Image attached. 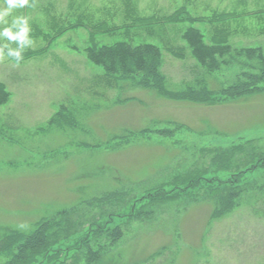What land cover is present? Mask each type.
Segmentation results:
<instances>
[{"label":"rangeland","instance_id":"obj_1","mask_svg":"<svg viewBox=\"0 0 264 264\" xmlns=\"http://www.w3.org/2000/svg\"><path fill=\"white\" fill-rule=\"evenodd\" d=\"M6 7L0 2V11ZM13 16L28 17L31 31L23 43L0 37L5 53V44L25 48L19 64L0 59V80L11 93L0 107V226H27L81 199L71 215L82 222L78 240L90 239L93 251L101 246L93 236L105 211L115 212L111 231L121 233L106 242L93 264H264V200L254 209L243 196L229 214L212 216L213 195H188L172 184L206 164L205 148L255 139L264 150V92L207 105L130 83L120 87L83 51L117 41L151 42L162 50L168 85L227 88L244 69V58L233 57L209 72L182 35L193 25L208 43L264 49V0H30L5 17L7 23L0 21V31ZM82 104L88 111L76 109L81 114L73 120L51 123L62 106ZM108 189L126 192L119 197L131 198L132 215L123 204L116 208L122 203L117 196H102ZM158 192L154 212L139 209L137 199ZM94 197L98 200L88 204ZM99 233V240L107 235ZM76 237L68 243L71 250L57 255L59 262L66 257L70 262L82 250L78 264L86 263L88 246L82 241L80 249ZM163 246L164 253L145 261Z\"/></svg>","mask_w":264,"mask_h":264},{"label":"trees","instance_id":"obj_2","mask_svg":"<svg viewBox=\"0 0 264 264\" xmlns=\"http://www.w3.org/2000/svg\"><path fill=\"white\" fill-rule=\"evenodd\" d=\"M182 38L190 47L195 60L207 71H217L222 64H229V60H232L233 57L235 59L244 58L245 61L242 62L244 69L236 75V78L232 81L233 83L227 88L212 90L205 85L196 88L192 84H185V87L182 88H173L171 84L165 83V76L162 73V50L154 43L141 42L133 44L127 41H117L101 46L90 45L85 47L83 51L88 60L102 67L105 74L114 79L120 87H122V83H130V87L158 92L171 98L208 103L207 105L222 103L218 101L224 100H239L244 96L264 92V49L262 46L235 47L230 43H208L205 41L201 29L193 25L185 29ZM10 96L11 93L6 83L0 80V107L9 101ZM81 106L82 108H80ZM81 106H62L60 111L51 118V123L62 125L65 121L73 120L81 114L76 109L88 111L87 105L82 104ZM123 137L121 136V138ZM204 157L206 164L202 168L195 165L184 174L176 177L172 182L173 187L178 186V192L187 193L188 195L197 193L200 195L207 193H209V196L213 195L214 209L212 216L229 214L239 205L243 196L246 198L247 204L254 209H258L256 207L257 202L264 200V150L260 143L258 144V140L251 139L246 142L232 144L226 148H205L202 151L201 159ZM224 171L230 177L222 180L218 175ZM256 173H260V178L255 177ZM204 181L208 183L205 184ZM200 183L205 184L201 187V191L192 192ZM180 184H183V187H179ZM170 190H173V188L171 187ZM124 194H126L125 191L120 193L117 189H108L103 192L102 196H105V198L117 196L122 203L116 208L119 209L123 204L122 209L129 208L132 215V210L135 208L130 206L129 200L131 198L125 197L122 200L119 197ZM179 194L176 193L175 196L179 197ZM156 195L155 197H144L143 200L137 199V201H140L139 209L148 208V213L154 212L152 209L153 202L158 200L161 192L156 193ZM95 200L98 199L92 198L88 201V204ZM77 201V203L65 206L54 213L41 215L27 226L1 225L0 264H78L77 254L82 250L72 254V257H69L70 262L66 260L67 257L59 262L60 257L57 256L63 252L65 247L67 250L68 248L71 250L72 245L68 244L70 238L76 237L78 227H83L82 222L71 218L72 214L78 212L79 204L84 202L81 199ZM110 213L101 212L99 216L101 222L98 223L99 229L93 237L97 239V242L102 241V243L96 251L91 250L90 239L87 243L86 237H81V240H78V237L74 239L76 244H80V249L83 248L82 244L88 246L85 264H93L99 261L102 258L100 252L104 249L106 242L111 238H113L112 241H115L116 237L121 234L111 231L110 226H112L115 212H112V215ZM141 213L142 211H138L137 214ZM95 215L97 216V213L87 216V219H92ZM108 215H110L109 218ZM121 216L122 219H126L130 215ZM99 232L107 234L104 235L103 240H99L101 238ZM160 252H165V246L161 247L159 252L150 254L145 261L154 260ZM82 259L83 257L80 260ZM75 261L77 262L74 263Z\"/></svg>","mask_w":264,"mask_h":264},{"label":"clouds","instance_id":"obj_3","mask_svg":"<svg viewBox=\"0 0 264 264\" xmlns=\"http://www.w3.org/2000/svg\"><path fill=\"white\" fill-rule=\"evenodd\" d=\"M2 3H6L7 7L0 11V21L7 23L5 17H9L13 14L16 9H23L26 6H29L30 0H0ZM17 29H19L17 31ZM31 31L29 25V18L26 16H13L10 26L3 28L0 31V37L6 38L8 41H20L24 42L26 34H29ZM33 43V41H29ZM4 48L7 49L5 53L3 49H0V59L5 56L12 58L17 64L22 62V51L25 49L23 46L20 49H15L9 47L7 44L4 45Z\"/></svg>","mask_w":264,"mask_h":264}]
</instances>
